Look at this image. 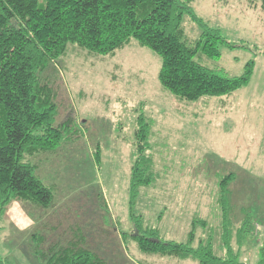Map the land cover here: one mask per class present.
<instances>
[{
    "label": "rangeland",
    "instance_id": "rangeland-1",
    "mask_svg": "<svg viewBox=\"0 0 264 264\" xmlns=\"http://www.w3.org/2000/svg\"><path fill=\"white\" fill-rule=\"evenodd\" d=\"M252 4L192 3L194 15L232 44L221 46L219 58L197 60L229 76H241L253 62L249 82L222 96L177 98L159 80L160 56L135 39L114 55L68 44L42 74L55 93L54 126L69 121L63 140L25 158L53 200L47 208L10 204L0 237L3 264H47L70 245L106 264H199L147 253L138 242L139 234L154 232V241L186 243L192 230V247L210 237L224 254L226 233L243 261L257 263L264 240V8ZM183 25L194 43L206 30L191 14ZM140 117L149 134L148 158L139 165L150 181L132 190V169L145 144L137 140Z\"/></svg>",
    "mask_w": 264,
    "mask_h": 264
},
{
    "label": "trees",
    "instance_id": "trees-1",
    "mask_svg": "<svg viewBox=\"0 0 264 264\" xmlns=\"http://www.w3.org/2000/svg\"><path fill=\"white\" fill-rule=\"evenodd\" d=\"M194 1L46 0L41 7L39 0H0V237L3 216L12 202L46 208L52 203V190L25 158L55 148L63 140L69 121L54 126L58 113L55 93L42 74L51 62L66 54L69 43L96 54L114 55L132 39L137 40L160 56L159 80L181 100L226 95L249 82L253 62L241 76H229L222 67L212 68L202 61L219 58L221 46L232 44L218 28H211L194 15ZM249 1L252 5L261 2L264 8V0ZM187 14L206 29L195 43L188 39L183 25ZM139 124L137 140L145 144L139 147L138 161L132 169V190L150 181L139 165L140 158H148L143 149L149 126L142 117ZM230 180L225 178L220 184L224 195ZM244 235L245 229H239V243ZM228 236L223 234L224 254L217 252L210 237L207 243L201 239L197 248L192 247L195 230L190 231L186 243L154 241V232L149 237L139 234L138 242L147 253L192 258L199 264H250L241 259L240 250L232 249ZM47 264L106 262L87 248L70 245L60 247ZM254 264H264V240Z\"/></svg>",
    "mask_w": 264,
    "mask_h": 264
},
{
    "label": "crops",
    "instance_id": "crops-1",
    "mask_svg": "<svg viewBox=\"0 0 264 264\" xmlns=\"http://www.w3.org/2000/svg\"><path fill=\"white\" fill-rule=\"evenodd\" d=\"M187 260V259H186Z\"/></svg>",
    "mask_w": 264,
    "mask_h": 264
}]
</instances>
